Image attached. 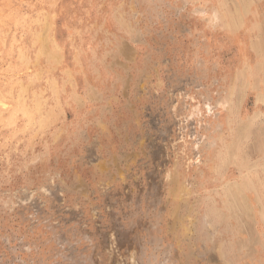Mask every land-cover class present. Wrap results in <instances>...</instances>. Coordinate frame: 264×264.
I'll return each instance as SVG.
<instances>
[{
    "label": "rangeland",
    "instance_id": "374dc122",
    "mask_svg": "<svg viewBox=\"0 0 264 264\" xmlns=\"http://www.w3.org/2000/svg\"><path fill=\"white\" fill-rule=\"evenodd\" d=\"M245 1L0 0V264H264Z\"/></svg>",
    "mask_w": 264,
    "mask_h": 264
},
{
    "label": "bare ground",
    "instance_id": "6f19581e",
    "mask_svg": "<svg viewBox=\"0 0 264 264\" xmlns=\"http://www.w3.org/2000/svg\"><path fill=\"white\" fill-rule=\"evenodd\" d=\"M202 1V0H201ZM245 1V0H244ZM250 1V0H249ZM253 1V0H252ZM255 1V0H254ZM212 2V1H211ZM246 2V1H245ZM248 2V1H247ZM31 3V2H30ZM252 3V2H251ZM40 4V3H39ZM249 4V3H248ZM262 4H263V7H264V0H263V2H262ZM205 5V4H204ZM201 6V5H200ZM54 7V6H53ZM195 7V6H194ZM45 8V7H44ZM209 8V7H208ZM220 8V7H219ZM54 9V8H53ZM239 10V9H238ZM243 10V9H242ZM212 11V10H211ZM245 12V11H244ZM120 13V12H119ZM238 13V12H237ZM214 14H216V10H214ZM246 14V13H245ZM262 14H263V12H262ZM49 16V15H48ZM240 16V15H239ZM214 17V16H213ZM227 17V23L229 22V28H230V30H233L234 28H236V26L235 27H233L231 24H234V23H230V19L232 18L231 16H226ZM242 17V16H241ZM217 19H218V16H217ZM264 19V18H263ZM57 22V21H56ZM12 24V23H11ZM212 24V23H211ZM235 25V24H234ZM225 26V25H224ZM227 26V25H226ZM233 27V28H232ZM12 28V27H11ZM29 29V28H28ZM227 29V28H226ZM15 30V29H14ZM228 30V29H227ZM42 32V31H41ZM10 33V32H9ZM18 33V32H17ZM239 35H237L236 37H234L235 39V41H237V42H240V43H242L241 44V46H240V48L243 50V54L244 55H246V56H244V57H246V58H248V60H249V62H251V55H252V53L251 52H253V51H251V50H249V49H247V48H245V46L244 45H246L245 43H244V41H246V39H247V36L245 35V36H243L242 35V37H241V35L240 34H242L241 32L240 33H238ZM38 36V35H37ZM65 36V35H64ZM231 39H232V37H230ZM16 39V38H15ZM7 42V41H6ZM55 43V42H54ZM56 44V43H55ZM14 45V44H13ZM23 45L26 47V48H28V56H30V58L32 59V56L33 57H35L36 55V51H37V49H38V47L37 46H35V43H32V44H30L29 42H28V44L26 45L25 44V42L23 43ZM55 46V45H54ZM56 48V47H55ZM259 48L261 49V46L259 45ZM10 49V48H9ZM54 49V48H53ZM252 49V48H251ZM254 49H256V47L254 48ZM56 50H58V49H56ZM253 50V49H252ZM12 51V50H11ZM47 51V50H46ZM49 51V50H48ZM256 51H257V53H259L260 54V51L259 50H257L256 49ZM7 52V51H6ZM40 53V52H39ZM54 53V52H53ZM249 54H250V56H249ZM256 54V53H255ZM15 55V54H14ZM44 55V54H43ZM243 56V55H242ZM256 56H257V58H258V55L256 54ZM3 57V56H2ZM38 57H39V55H38ZM25 58H26V56L25 57H23L22 58V63H20L19 65H15L14 66V68H13V73H12V78H20V77H23L24 75H25V73H26V71H24V70H28L27 68H25L26 67V64H25ZM246 58H244V60L246 61ZM1 61V60H0ZM28 63H30V60H26ZM43 61V60H42ZM2 62V61H1ZM4 62V61H3ZM2 71V70H1ZM36 72V71H35ZM36 74V73H35ZM261 74V73H260ZM263 74V73H262ZM1 75V74H0ZM32 76V75H31ZM3 78V77H2ZM43 78V77H42ZM31 81L30 82H34L33 83V86L35 87V84H36V80H34L33 79V77H30L29 78ZM250 81L252 80V76H250L249 78H248ZM51 81V80H50ZM263 81V80H262ZM6 82V81H5ZM9 82V81H8ZM42 81H40V83H41ZM52 82V81H51ZM230 82V81H229ZM2 84V83H1ZM29 84V83H28ZM261 86V85H260ZM261 89L262 88H260L259 90L261 91ZM7 94V93H6ZM259 94V93H258ZM19 95V94H18ZM227 97H229L230 98V93L226 96V98ZM59 99H61V98H59ZM263 100V99H262ZM48 101V100H47ZM228 102V100L226 99V101L223 103V107H225V110L223 111V113L222 114H226V113H228L230 110H231V106H229V107H227L226 106V103ZM2 103V102H1ZM3 109V108H2ZM40 113V112H39ZM21 114H24V112H23V110L21 111ZM245 124L246 123H242V124H240V126L242 127H245ZM240 167H241V165H240ZM263 189V188H262ZM261 193V192H260ZM262 195V194H261ZM262 200V199H261ZM264 204V203H263ZM243 214V213H242Z\"/></svg>",
    "mask_w": 264,
    "mask_h": 264
}]
</instances>
